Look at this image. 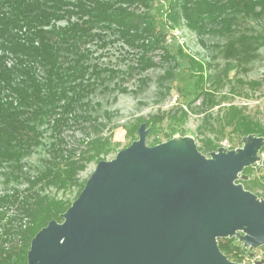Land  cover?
<instances>
[{
	"label": "trees",
	"instance_id": "16d2710c",
	"mask_svg": "<svg viewBox=\"0 0 264 264\" xmlns=\"http://www.w3.org/2000/svg\"><path fill=\"white\" fill-rule=\"evenodd\" d=\"M153 1L0 0V170L5 183L15 182L0 190V264H27L32 238L51 220L62 221L81 193L88 179L81 174L116 149L111 135L87 131L86 138L72 142L65 134L74 124L92 118L84 110L94 91L91 76H100L102 69L90 63L93 51L86 45L109 30L145 50L157 40L158 29L152 15L137 9L149 10ZM167 15L173 23L185 20L200 32L216 24L219 28L210 30L229 36L227 54L239 62L255 58L264 46V27L255 33H234L239 19L264 18V0H171ZM144 59L141 55L142 68L143 63H153ZM197 63L203 79L204 64ZM164 118L151 121L153 133ZM170 119L183 125L188 112L181 109ZM179 126L170 129L167 140ZM227 127L241 141L248 134L264 136V123L234 104L225 111L221 131ZM216 140L203 139L199 150L216 151ZM35 155L40 163L32 165L28 160ZM238 182L250 190L264 188L256 179ZM74 188L78 189L74 199L59 195ZM219 246L227 257L242 261L238 253L246 248L237 237L221 238Z\"/></svg>",
	"mask_w": 264,
	"mask_h": 264
},
{
	"label": "water",
	"instance_id": "95a60500",
	"mask_svg": "<svg viewBox=\"0 0 264 264\" xmlns=\"http://www.w3.org/2000/svg\"><path fill=\"white\" fill-rule=\"evenodd\" d=\"M150 131L142 123L138 139L96 164L63 220L32 238L27 264H245L219 238L264 245V198L236 182L264 136L207 156L187 135L148 145Z\"/></svg>",
	"mask_w": 264,
	"mask_h": 264
},
{
	"label": "rangeland",
	"instance_id": "374dc122",
	"mask_svg": "<svg viewBox=\"0 0 264 264\" xmlns=\"http://www.w3.org/2000/svg\"><path fill=\"white\" fill-rule=\"evenodd\" d=\"M170 1L154 0L149 10L144 7L137 9L152 15L158 29L157 40L145 50L132 47L109 30L101 31L102 38L86 45L93 51L89 56L90 63L98 65L102 73L91 76V81H95L94 91L89 95L90 105L84 111L92 118L67 129L65 134L69 141L86 138L87 131L92 135H111L116 149L104 158L110 160L139 138L138 129L142 123H148L152 129L150 123L156 116L166 115V118L158 122L156 132L150 131L147 144L167 141L170 129L179 126L170 119L171 116L179 115L181 109H185L188 119L179 126L183 132L179 130L175 137L192 136L198 147L203 145L205 138L217 139L219 147L237 149L243 146L240 138L230 132V127L221 131L229 105L242 107L252 118L264 123V46L256 51L255 58L239 62L227 54L225 44L229 36L222 35L219 30H210L219 28L216 24H210L200 32L189 28L185 20L173 23L167 15ZM239 22L234 33H255L264 27V18L247 17L239 19ZM141 55L153 63L145 66L143 63L142 68ZM197 62L204 64L203 79ZM126 129H129V134H126ZM49 132L47 137L51 135ZM204 154L209 156L210 153ZM38 156L30 157L28 162L39 164ZM258 156L250 170L240 174L237 183H242L238 181L245 174L247 179H256L264 185V152H259ZM95 167V163L90 164L81 177L89 178ZM2 173L0 170V190L15 183H5ZM77 191L74 188L59 195L74 199ZM250 191L264 198V188ZM243 247L246 250L238 253L242 263L255 264L264 260V245ZM228 258L233 260L236 257L230 255Z\"/></svg>",
	"mask_w": 264,
	"mask_h": 264
}]
</instances>
